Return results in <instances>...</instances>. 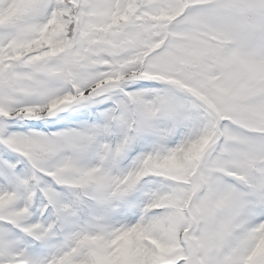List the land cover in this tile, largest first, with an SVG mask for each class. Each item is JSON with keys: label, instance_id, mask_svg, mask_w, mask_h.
<instances>
[{"label": "snow or ice", "instance_id": "1", "mask_svg": "<svg viewBox=\"0 0 264 264\" xmlns=\"http://www.w3.org/2000/svg\"><path fill=\"white\" fill-rule=\"evenodd\" d=\"M0 264H264V0H0Z\"/></svg>", "mask_w": 264, "mask_h": 264}]
</instances>
